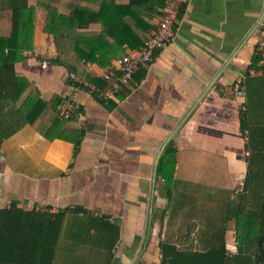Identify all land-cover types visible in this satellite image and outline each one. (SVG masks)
I'll return each mask as SVG.
<instances>
[{
	"label": "crops",
	"instance_id": "obj_1",
	"mask_svg": "<svg viewBox=\"0 0 264 264\" xmlns=\"http://www.w3.org/2000/svg\"><path fill=\"white\" fill-rule=\"evenodd\" d=\"M105 1L129 3L28 0L34 50L24 51L15 67L31 83L23 98L42 99L46 107L34 123L6 124L17 131L0 145V208L67 211L53 264H162L165 243L205 251L224 232L234 255L252 150L249 130L241 129L247 93L237 98L224 90L258 69L264 0H189L175 39L140 68L134 83L103 78L117 58L83 61V84L72 83L74 73L54 63L59 53L45 32V6L55 2L69 14L76 5L97 11ZM11 15L8 0H0V36L11 34ZM103 30L99 22L83 32ZM249 78L253 116L264 121V75ZM65 99L76 104L68 120L54 107ZM53 124L60 125L47 136ZM169 146L175 166L166 179L158 170ZM110 226L117 232L112 247L104 243Z\"/></svg>",
	"mask_w": 264,
	"mask_h": 264
},
{
	"label": "trees",
	"instance_id": "obj_2",
	"mask_svg": "<svg viewBox=\"0 0 264 264\" xmlns=\"http://www.w3.org/2000/svg\"><path fill=\"white\" fill-rule=\"evenodd\" d=\"M106 2L97 11L76 5L69 14L60 11L55 2L45 6L48 11L45 32L54 36L59 53L54 63L77 77L82 76L79 67L83 61L108 63L126 49L142 45L148 32L157 27L154 21L161 18L166 4L165 0H129L126 5ZM8 9L12 14V31L9 36H0V145L17 131L6 126L10 120L21 119L23 122L17 126L34 123L46 107L42 99L30 95L23 98L31 83L19 76L15 67L26 58L24 51L34 50V8L28 0H8ZM99 22L104 25L101 33L83 32ZM257 62L258 59L253 67ZM251 80L246 81L247 110L241 113V129L249 130L252 153L243 189L248 195L235 216L237 251L229 256L224 232L217 234L218 244L205 251L180 250L165 243L162 264H264V121L253 116ZM70 81L74 80L70 77ZM61 103L59 100L54 104L57 112ZM57 125L60 124H53L47 136ZM170 148L158 170L166 179L172 176L175 166ZM66 213L26 212L16 203L0 208V264H53Z\"/></svg>",
	"mask_w": 264,
	"mask_h": 264
},
{
	"label": "built area",
	"instance_id": "obj_3",
	"mask_svg": "<svg viewBox=\"0 0 264 264\" xmlns=\"http://www.w3.org/2000/svg\"><path fill=\"white\" fill-rule=\"evenodd\" d=\"M166 4L162 10L157 27L150 33L149 37L136 49H129L121 57L113 60L104 71L103 78L107 81L116 80L122 85H130L135 82V77L142 66L153 63L158 52L166 50L176 37L178 21L181 12L188 5L189 0H165ZM258 69H251L240 74L234 83L224 90L226 96L243 98L247 93L246 81L249 77L264 75V25L259 32L257 45ZM49 60H43V65H48ZM70 77L77 83L83 84L75 74ZM76 108L75 99H65L58 107V115L61 119L68 120L74 115ZM245 133L248 135V131ZM113 222V218L108 219Z\"/></svg>",
	"mask_w": 264,
	"mask_h": 264
},
{
	"label": "rangeland",
	"instance_id": "obj_4",
	"mask_svg": "<svg viewBox=\"0 0 264 264\" xmlns=\"http://www.w3.org/2000/svg\"><path fill=\"white\" fill-rule=\"evenodd\" d=\"M87 221L92 222L90 219H87ZM106 226H108V224H105ZM88 228V223H86L85 225ZM111 228L108 230L109 232H107V240H104L105 244L109 247H112V245L114 244L115 240L117 239V232L114 230V226H110ZM113 227V228H112ZM90 228V227H89ZM89 236V238L91 237L90 234H87ZM109 251H111V249H109Z\"/></svg>",
	"mask_w": 264,
	"mask_h": 264
}]
</instances>
